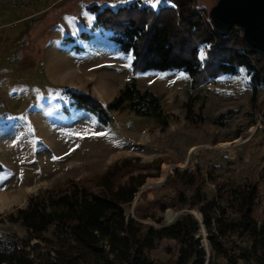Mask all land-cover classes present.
Listing matches in <instances>:
<instances>
[{"label": "rangeland", "instance_id": "rangeland-1", "mask_svg": "<svg viewBox=\"0 0 264 264\" xmlns=\"http://www.w3.org/2000/svg\"><path fill=\"white\" fill-rule=\"evenodd\" d=\"M21 1L22 7L12 8L8 0H0L1 238L27 236L7 216L25 207L30 196L56 188L67 179H89L122 160L136 164L162 160L158 170L134 166L133 174L148 177L127 208L130 216L152 211L156 202H169L174 193L163 184L172 169L193 172L197 168L207 198L215 188L209 178L235 184L254 181L258 198L253 217L257 222L263 218L264 178L260 175L262 149L258 145L262 125L260 114L250 106L243 72L237 77L207 81L196 90L205 102L202 118L194 117V124L185 120L186 76L181 71L144 72L137 77V86L160 96L162 110L169 117L167 126L160 130L152 118L125 110L109 112L110 121L103 126L76 108L66 90L85 94L105 106L128 81L129 57L107 39L109 30L94 28L95 11L126 6L135 0ZM214 1L193 0V9L202 8L206 15ZM166 4V0L137 3L153 10ZM91 6L95 11H89ZM198 56L202 58L203 49ZM263 99L261 89L255 103L259 105ZM198 105L199 101L194 114ZM225 112L229 118L224 125L212 123ZM236 134L239 136L235 138ZM163 166V180L148 184L161 176ZM167 211L178 215L186 210L156 213L163 225ZM140 221L158 226L150 219ZM166 250L174 251L173 241L161 240L148 256L154 264L164 263L169 259Z\"/></svg>", "mask_w": 264, "mask_h": 264}, {"label": "trees", "instance_id": "trees-1", "mask_svg": "<svg viewBox=\"0 0 264 264\" xmlns=\"http://www.w3.org/2000/svg\"><path fill=\"white\" fill-rule=\"evenodd\" d=\"M139 1L114 9L88 8L95 11L94 28L109 30L107 39L129 57V79L105 106L85 94L66 90L71 103L103 126L110 121L109 112L125 110L137 117L152 118L163 130L169 117L162 110L160 96L148 88H138L140 74L181 71L188 81L183 103L185 120L194 124V117L202 118L205 102L196 90L207 81L237 77L243 72L250 106L261 119L258 145L262 149L260 175L264 178V99L259 105L255 103L259 90L264 89V54L243 41L240 29L210 30L191 12L192 0H166L168 4L154 10L138 7ZM200 49L202 58L198 56ZM228 115L219 114L212 123L224 125ZM161 162L122 160L89 179H67L56 188L30 196L25 207L7 216L27 236L9 240L0 237V264H154L148 254L161 240L173 241L174 251L166 250L169 259L160 264H264V216L259 222L253 217L258 198L254 181L235 184L209 178L215 188L207 198L197 168L193 172L172 169L163 184L174 193L169 202H156L152 211L128 215V206L148 177L145 173L133 174L137 169L134 166L158 170ZM123 176L125 180L120 181ZM166 209L186 211L163 225L156 213ZM188 210L199 214V220ZM144 219L158 226L140 221ZM201 237L206 239L207 252Z\"/></svg>", "mask_w": 264, "mask_h": 264}, {"label": "water", "instance_id": "water-1", "mask_svg": "<svg viewBox=\"0 0 264 264\" xmlns=\"http://www.w3.org/2000/svg\"><path fill=\"white\" fill-rule=\"evenodd\" d=\"M208 18L216 32L239 27L243 41L253 50L264 54V0H217L208 11ZM176 215L173 214L170 219L165 216V224L172 222ZM192 215L199 220V214ZM202 242L207 252L206 239L203 238Z\"/></svg>", "mask_w": 264, "mask_h": 264}, {"label": "built area", "instance_id": "built-area-1", "mask_svg": "<svg viewBox=\"0 0 264 264\" xmlns=\"http://www.w3.org/2000/svg\"><path fill=\"white\" fill-rule=\"evenodd\" d=\"M8 6H10L12 8H17V7H22L23 4H22L21 0H8ZM191 12L196 13L200 17V19L204 23V25H206L210 30H213V27H212V25L210 23V20H209L208 16L205 15L203 12H201L199 10L195 11L193 9V0H192ZM234 29H240V28L235 26ZM202 245H203V243H202Z\"/></svg>", "mask_w": 264, "mask_h": 264}, {"label": "bare ground", "instance_id": "bare-ground-1", "mask_svg": "<svg viewBox=\"0 0 264 264\" xmlns=\"http://www.w3.org/2000/svg\"><path fill=\"white\" fill-rule=\"evenodd\" d=\"M236 142V141H235ZM239 142V141H238ZM228 146V145H227ZM193 148H191L190 149V151L192 150ZM165 173H166V167L165 166H163L162 167V173H161V176L158 178V179H156L155 181H153V180H150L149 182H148V184H151L152 182H160L161 180H163L162 178H163V176L165 175ZM197 214V213H196ZM172 212H167V215H166V218L167 219H170L171 217H172Z\"/></svg>", "mask_w": 264, "mask_h": 264}]
</instances>
